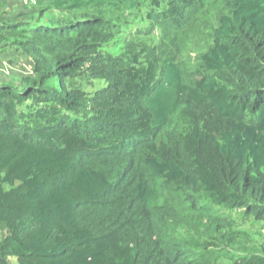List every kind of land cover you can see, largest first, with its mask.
Returning a JSON list of instances; mask_svg holds the SVG:
<instances>
[{
  "label": "trees",
  "instance_id": "obj_1",
  "mask_svg": "<svg viewBox=\"0 0 264 264\" xmlns=\"http://www.w3.org/2000/svg\"><path fill=\"white\" fill-rule=\"evenodd\" d=\"M1 41L34 75L0 83V264H264V0H31Z\"/></svg>",
  "mask_w": 264,
  "mask_h": 264
},
{
  "label": "rangeland",
  "instance_id": "obj_2",
  "mask_svg": "<svg viewBox=\"0 0 264 264\" xmlns=\"http://www.w3.org/2000/svg\"><path fill=\"white\" fill-rule=\"evenodd\" d=\"M31 0H0V12L16 15ZM0 83H20L26 77L34 75L33 60L22 50L6 41L0 42Z\"/></svg>",
  "mask_w": 264,
  "mask_h": 264
}]
</instances>
